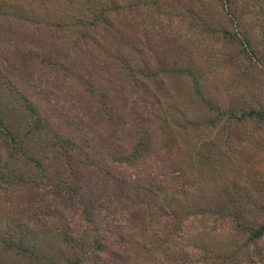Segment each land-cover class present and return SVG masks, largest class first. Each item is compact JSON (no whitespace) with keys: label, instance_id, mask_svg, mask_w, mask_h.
<instances>
[{"label":"rangeland","instance_id":"374dc122","mask_svg":"<svg viewBox=\"0 0 264 264\" xmlns=\"http://www.w3.org/2000/svg\"><path fill=\"white\" fill-rule=\"evenodd\" d=\"M226 29L251 38V58ZM190 62L210 100L264 110V0H0V110L46 169L0 133L3 171L35 180L0 186V233L20 225L58 264L76 257L71 234L82 264H264V238L235 220L264 217V120L208 125L192 78L156 72ZM25 97L62 144L28 131Z\"/></svg>","mask_w":264,"mask_h":264},{"label":"trees","instance_id":"16d2710c","mask_svg":"<svg viewBox=\"0 0 264 264\" xmlns=\"http://www.w3.org/2000/svg\"><path fill=\"white\" fill-rule=\"evenodd\" d=\"M224 1H228V0H224ZM229 1L232 2V0H229ZM224 32L230 35L231 39L233 40L235 39L237 41L239 40L241 43L240 46H242V51L244 52V54H246V56L251 58V50H253L251 38L247 36L242 37L240 33L241 31L239 29L235 31L226 29L224 30ZM121 60H122L121 62L122 67L128 68L129 71L136 72V69H134V67L130 65L127 59H124L123 57H121ZM147 70H148L147 72H149V69ZM156 72L158 76L161 78H163L164 76L167 77L168 75H174V76H179V77L187 76V77L192 78L196 93L199 95V98L208 107V110L213 113L211 116L207 117L205 120V122L210 126L218 125L222 121V119H224L225 117L232 118V119L239 118L240 120L244 119L245 117L247 118L256 117L258 119L264 120V110L263 109H257V107H250L248 109H244L241 112V114H236L232 106L223 107L222 105H219L218 103H215L214 101L206 97L200 88V85H199L200 79L196 71V68L191 62L183 66L178 65V66L170 67L167 69L165 68L159 69V70H156ZM25 99H26V104L30 105L28 107L30 109V113L32 116L30 130L28 129V131H33L35 133V132H41L42 130L43 131L46 130L51 134L52 137H54L56 141L59 142V144L60 143L62 144L63 136L61 135V133L57 132L56 129H54L50 125V122L47 120V118L43 116L42 114H40V112L37 109L31 106L32 104L27 100L26 97ZM9 115L10 114L8 112H4L0 110V133H3L5 136V144H6V148L8 149L7 152L9 154H14L13 151L19 152L27 161L32 162L37 168L42 169V172H45L46 169H45L44 160L41 159L42 157H40L38 153L34 152L33 149L28 146V143H27V140L24 134L21 136L15 135V133H13V131H11V129H9V127L7 126L8 122H7L6 116H9ZM46 128H49V129H46ZM66 142H68V140ZM2 157L3 156L0 155V159ZM2 168L3 167L1 166V163H0V186L7 184V183H19L21 181L26 182V183H35L34 179H30L23 175L8 173L7 170L3 171ZM41 180H43V178H40V181ZM36 182H39V181H36ZM52 186L58 189H65V187H63L60 183H56L55 185H52ZM68 190L72 191L71 188ZM165 190H169V189L166 188ZM163 194L165 196V201L168 202V205H167L168 209H164V208H161V209L164 210L163 213L166 212V214H170L173 216V213L175 212V204L179 205V202H178L179 199L175 198L174 196L172 197V200H168L167 196L169 192L165 191ZM211 202L212 201L207 203L206 201H202L201 204L209 205ZM207 208L211 212H214L212 207H207ZM262 208H264V205ZM237 214L238 213L236 211L235 220L237 221V228L242 233L247 234L250 240L256 241L257 239L264 238V217L262 221H259L257 223H250V222H247V220L246 221L242 220V221H245V222H242L241 217ZM240 214H243V213H241L240 211ZM0 215L2 217H8L9 219L11 218L8 212L7 213L3 212L2 214L0 213ZM6 220H7L6 223H4L6 227L3 228V230L7 232L0 233V258L1 259L10 257L14 260L15 259L22 260L24 264H58V262H55L52 260L51 256L47 255L45 257L43 254H40L41 252L36 247V244L34 242H31L29 239L25 238L26 233L24 232L23 228H21L20 225H15V224L11 225V221H9L8 219ZM0 221L1 222L3 221L2 218ZM27 230H29V228ZM93 241L94 243H91V246L93 247V249H95V254H96V251L104 250L105 248L104 243H100L97 239L96 240L94 239ZM65 242L67 245L70 246L72 251L74 249L76 253V257L74 255V258H75L74 260H71V258H68V257H67L68 258L67 260L72 262V264H82L83 262H85V260H87L84 245L81 246L77 242V239L73 234L68 236ZM158 246L160 247V244L156 242V251L158 250ZM147 249H148L147 251L149 250L151 251V247H149V245ZM174 261H175L174 264H181V262L177 258L174 259Z\"/></svg>","mask_w":264,"mask_h":264}]
</instances>
